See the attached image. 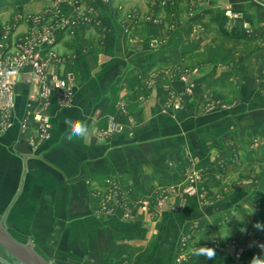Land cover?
Instances as JSON below:
<instances>
[{
    "label": "crops",
    "instance_id": "obj_1",
    "mask_svg": "<svg viewBox=\"0 0 264 264\" xmlns=\"http://www.w3.org/2000/svg\"><path fill=\"white\" fill-rule=\"evenodd\" d=\"M161 1L57 0L72 26L55 29L43 81H18L11 117L0 112V224L50 264L264 257L190 255L264 237V0ZM53 74L74 81L67 105L41 93ZM65 118L88 138L67 141ZM111 121L123 130L104 139ZM0 249V264H22Z\"/></svg>",
    "mask_w": 264,
    "mask_h": 264
},
{
    "label": "built area",
    "instance_id": "obj_2",
    "mask_svg": "<svg viewBox=\"0 0 264 264\" xmlns=\"http://www.w3.org/2000/svg\"><path fill=\"white\" fill-rule=\"evenodd\" d=\"M229 17L236 15L226 12ZM26 25L23 35L11 42V34L15 22L0 25V112L8 119L15 107L16 85L18 81L34 84L43 81L50 60L55 57L54 46L57 42L55 28L41 14H28L21 18ZM74 81L71 76L66 78L55 74L43 84V96H56L57 100L67 105L74 92ZM225 105L211 106L210 110L225 109ZM43 134L47 129V120L41 113L34 114ZM120 122L111 121L100 132L104 139L121 133Z\"/></svg>",
    "mask_w": 264,
    "mask_h": 264
},
{
    "label": "rangeland",
    "instance_id": "obj_3",
    "mask_svg": "<svg viewBox=\"0 0 264 264\" xmlns=\"http://www.w3.org/2000/svg\"><path fill=\"white\" fill-rule=\"evenodd\" d=\"M162 4H170L174 5L173 2H168L166 0L161 1ZM69 5V3H66ZM64 4V5H66ZM64 5H60L57 0H0V25H3L4 23H11L15 22L16 26L14 28L13 33L11 34V42L14 43V40L17 39V37L23 35L25 31L27 30L25 26V22L21 20L24 16L28 14H37L40 13L43 15L48 21L50 25H52L57 30H63L67 26H72V20H70L64 12H68L69 7L67 5V8L64 7ZM52 14L56 15L53 22L49 21V16ZM237 16V15H236ZM235 16V17H236ZM25 26V27H24ZM151 46H155V42L151 41ZM187 90H190L188 88ZM181 98L171 96L170 97V103L172 101H179ZM173 104V103H172ZM219 105H225L226 108L228 107L224 103L219 102H212L208 104L205 107L206 112L211 111V106H219ZM225 108V109H226ZM203 201H207L211 198H201ZM264 237L260 234L255 235L252 233H248L246 235V240L240 241L237 237H231L229 240H225L223 242L221 241H209L207 243L208 246L212 247H221L224 248L227 251H230L231 253L235 254L237 257L242 256L247 250L252 248L254 245H257V243H263ZM251 245V246H250ZM3 254L2 249H0V256Z\"/></svg>",
    "mask_w": 264,
    "mask_h": 264
},
{
    "label": "clouds",
    "instance_id": "obj_4",
    "mask_svg": "<svg viewBox=\"0 0 264 264\" xmlns=\"http://www.w3.org/2000/svg\"><path fill=\"white\" fill-rule=\"evenodd\" d=\"M64 124L67 129L65 136L67 141L72 142L74 140H86L88 138L90 129L85 121L81 119L65 118ZM253 227L259 231H264V224L259 221L255 222ZM240 231L246 233L247 229L241 228ZM257 246L264 251V243H257ZM190 255L195 257H204L206 260H214L216 258V250L214 247L199 246L191 249ZM249 264H264V257L254 255Z\"/></svg>",
    "mask_w": 264,
    "mask_h": 264
},
{
    "label": "water",
    "instance_id": "obj_5",
    "mask_svg": "<svg viewBox=\"0 0 264 264\" xmlns=\"http://www.w3.org/2000/svg\"><path fill=\"white\" fill-rule=\"evenodd\" d=\"M26 153L31 152L28 148ZM0 246L22 264H50L31 246L19 242L0 224Z\"/></svg>",
    "mask_w": 264,
    "mask_h": 264
}]
</instances>
